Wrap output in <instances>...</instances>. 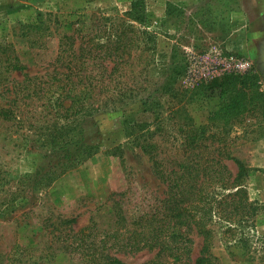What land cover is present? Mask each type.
Returning a JSON list of instances; mask_svg holds the SVG:
<instances>
[{"label": "rangeland", "instance_id": "rangeland-1", "mask_svg": "<svg viewBox=\"0 0 264 264\" xmlns=\"http://www.w3.org/2000/svg\"><path fill=\"white\" fill-rule=\"evenodd\" d=\"M133 3L141 5L131 11ZM233 11L235 0H0V106L16 113L14 121L0 122V264H93L104 255L126 264H193L202 245L195 232L189 233V255L182 251L180 258L175 250L125 248L126 230L166 195L152 157L163 163L182 159L188 123L227 134L226 149L247 168L242 184L248 207L241 206V223L228 229L215 206L209 264H264V108L250 112L249 104L238 114L221 111L227 101L209 84L225 74L250 72L264 93V60L252 63L241 54V39L229 23ZM127 12L132 23L156 36L151 81L138 80L158 91L154 103L144 108L140 99L78 115L66 127L41 98L52 73L61 70L56 57L62 36L89 32L102 17ZM171 68L176 78L171 90L163 89ZM229 115H240L241 122ZM148 141L157 148L143 152ZM65 147L80 160L64 172L60 166L53 177L49 172L62 161ZM223 163L235 176V163ZM221 201L227 210L229 202ZM119 203L125 228L115 222ZM115 231L119 236L101 247L104 235ZM79 232L89 236L80 240ZM90 243L97 257L87 253Z\"/></svg>", "mask_w": 264, "mask_h": 264}, {"label": "trees", "instance_id": "trees-1", "mask_svg": "<svg viewBox=\"0 0 264 264\" xmlns=\"http://www.w3.org/2000/svg\"><path fill=\"white\" fill-rule=\"evenodd\" d=\"M138 5L141 4H131V11ZM129 16L130 12L119 18L102 17L96 28L89 32L62 36L56 57V63L59 62L62 66L61 70L52 73L51 83L41 89V98L45 99L44 104L49 107L53 117L60 116L68 122L66 127L78 115L90 116L109 109L123 108L140 99L144 108L154 103L153 99L158 91L155 90L154 93L148 90V84L138 80L142 77L151 81L149 77L151 66L155 62L156 36L136 26L128 19ZM12 65L15 70L22 68L16 63ZM176 75L177 72L171 68L168 77L162 80L163 89L172 84ZM30 80L27 73H24V81ZM262 80L264 81V62ZM259 83V77L255 74L232 72L213 79L209 84L213 88L217 87L220 98L227 101L223 102L225 105L220 110L238 114L248 110L246 107L249 104H253L250 112L264 108V93ZM23 87L26 88L25 82ZM252 88L254 90L248 93ZM247 97L252 100L244 103L243 100ZM229 116L232 121L241 122V117L238 119L240 115ZM15 118V111L0 106V122H11ZM188 127L182 143V159L163 163L151 156L155 174L166 185V195L159 200L152 213L140 215L132 224V229L126 230L130 235L125 248L132 252L156 248L158 253L175 250L180 251L175 254L176 258H180L184 253L182 251L187 252L188 243L192 242L189 233L195 232L201 237L202 245L193 264H209L212 258L210 249L214 238L212 222L216 214L215 206L221 207L218 220L225 223L228 229L241 223V206L248 207L247 192L242 184L247 168L226 149L227 134L211 132L209 124L195 128L188 123ZM141 148L143 152H151L157 147L155 143L148 141ZM68 149L64 148L62 161L56 162L54 171L49 172L53 177L59 176L57 168L60 166L64 172L80 160L76 153ZM223 160L235 163V176H232ZM218 191L227 193L219 195ZM223 198L225 202H229L227 210L222 206ZM114 214L116 224L125 228L127 220L120 203L117 204ZM243 217H248V214ZM116 232H107L101 239V247L106 249L111 238L116 239L119 236ZM77 236L80 240H85L89 235L79 232ZM178 244L183 245L177 246ZM110 246H113L112 243ZM95 247L93 243L87 245L86 249L90 250L87 253L92 250V255H96ZM188 253L189 251L187 255ZM93 264L126 263L104 255ZM147 264L155 262L150 261Z\"/></svg>", "mask_w": 264, "mask_h": 264}, {"label": "crops", "instance_id": "crops-1", "mask_svg": "<svg viewBox=\"0 0 264 264\" xmlns=\"http://www.w3.org/2000/svg\"><path fill=\"white\" fill-rule=\"evenodd\" d=\"M194 1V0H193ZM197 1V0H195ZM236 11L229 23L241 39V54L250 56L252 63L264 60V0H235Z\"/></svg>", "mask_w": 264, "mask_h": 264}]
</instances>
